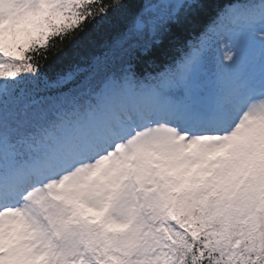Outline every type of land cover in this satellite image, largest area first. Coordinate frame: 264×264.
Returning <instances> with one entry per match:
<instances>
[{
  "label": "snow or ice",
  "instance_id": "1",
  "mask_svg": "<svg viewBox=\"0 0 264 264\" xmlns=\"http://www.w3.org/2000/svg\"><path fill=\"white\" fill-rule=\"evenodd\" d=\"M0 264H264V0H0Z\"/></svg>",
  "mask_w": 264,
  "mask_h": 264
}]
</instances>
